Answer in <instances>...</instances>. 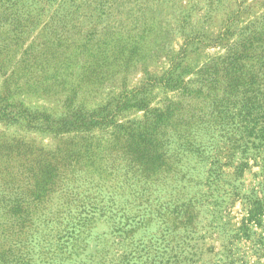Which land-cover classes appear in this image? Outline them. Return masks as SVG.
Returning <instances> with one entry per match:
<instances>
[{"label":"rangeland","instance_id":"obj_1","mask_svg":"<svg viewBox=\"0 0 264 264\" xmlns=\"http://www.w3.org/2000/svg\"><path fill=\"white\" fill-rule=\"evenodd\" d=\"M17 9L13 32L0 6V103L27 121H0V150H14L26 209L18 221L0 214V254L22 264H264V215L243 228L247 210L264 205V140L223 130L254 118L264 127V0ZM69 124L82 137L67 145L82 156L42 166ZM186 130L202 161L185 151Z\"/></svg>","mask_w":264,"mask_h":264},{"label":"trees","instance_id":"obj_2","mask_svg":"<svg viewBox=\"0 0 264 264\" xmlns=\"http://www.w3.org/2000/svg\"><path fill=\"white\" fill-rule=\"evenodd\" d=\"M0 6H6L7 10L10 11V16H12L11 23L14 24V31H18L20 28L21 22L19 21L18 16V7L20 0H0ZM13 12V13H11ZM27 21V20H26ZM22 31H19L18 33H21ZM261 119V118H259ZM259 119H250L248 120H243L241 125H237L234 123H230L228 125L223 126V130L225 131V134L232 135V130L238 133L239 139L243 140L244 138L251 137L254 140H264V127L262 129L258 128V123ZM0 121L6 123V124H17L20 122L27 121V117L24 115L22 111L18 110H11L9 106L3 105L0 103ZM204 125V123H196L195 125H192L191 127H188L187 129H192V128H200ZM209 126L208 131L212 132L213 129H215L214 124H208ZM70 128H67L68 131L62 133V134H57L55 135L56 137H59L58 140H62V144L56 146L54 150V155L53 158L47 163H41L42 166H51L57 168V167H64L68 165V163L73 162L75 159H78L82 156V152L70 149V145H67V142L73 140V138H81L82 133L79 132L80 130H76V133L71 131L72 124L68 125ZM79 132V133H77ZM187 132L188 130L184 131L181 133L183 135V138L185 139L187 137ZM190 132V131H189ZM66 135L70 136V138L65 137ZM184 148L187 154L197 158L199 161L204 158V153L202 150L199 149L198 146L193 144L192 142H188L186 138V142H184ZM2 144H0L1 147ZM242 145V144H240ZM242 147V146H241ZM8 152H2L0 150V183L3 184L0 188V214L3 216H11V218L15 219L18 221L20 219V213H22L23 209L22 205L20 204V201H22V195L21 190L17 192L15 190L16 188L14 187L13 180L14 177V172L12 171V165H10L8 162L12 161V153H14V150L9 147L7 149ZM244 151V150H242ZM63 155V156H62ZM84 155V154H83ZM40 160V159H39ZM63 162V163H62ZM62 163V164H61ZM61 165V166H60ZM64 165V166H63ZM55 175L58 178L59 174L58 172L55 171ZM32 177L35 178V175H30V179L32 180ZM53 186L57 185L59 182V179L56 181H52ZM30 187L33 186V182H29ZM10 190V193L12 196H4L6 193ZM19 202V203H18ZM264 215V205L256 204L254 207H252L250 210H247V217L244 219L243 222V228H246L247 224L254 223L257 225H260V220L262 216ZM264 247V243H262ZM0 264H22L18 261L15 255L13 253L8 252L6 256H2L0 254Z\"/></svg>","mask_w":264,"mask_h":264}]
</instances>
